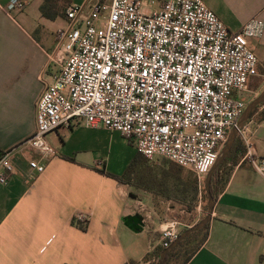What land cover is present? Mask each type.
Masks as SVG:
<instances>
[{"label": "crops", "instance_id": "0c3cea01", "mask_svg": "<svg viewBox=\"0 0 264 264\" xmlns=\"http://www.w3.org/2000/svg\"><path fill=\"white\" fill-rule=\"evenodd\" d=\"M23 1L24 10L9 14V0H0V152L11 151L16 166L8 182H0V264H154L164 218L179 207L156 203L145 187L130 183L128 168L146 158L118 131L77 121L49 133L55 153L44 172L28 176L29 160L41 155L23 143L36 130L44 84L57 71L48 56L56 31L51 41L41 30L48 19L28 10L32 3L39 9L41 0ZM207 3L232 32L253 18L264 22V0ZM250 43L264 56V28ZM245 127L264 156V119ZM246 150L220 165L224 181L207 237L185 264H264V177L243 159ZM78 212L89 216L85 228L74 222ZM130 214L143 216L142 231L126 226L123 218ZM197 221L186 218L185 226Z\"/></svg>", "mask_w": 264, "mask_h": 264}, {"label": "built area", "instance_id": "2783aa9c", "mask_svg": "<svg viewBox=\"0 0 264 264\" xmlns=\"http://www.w3.org/2000/svg\"><path fill=\"white\" fill-rule=\"evenodd\" d=\"M25 7L9 0L6 9L13 14ZM263 28L253 18L232 32L207 0L73 2L48 54L56 74L44 84L36 130L23 143L41 155L29 160L28 176L44 172L55 153L46 135L81 121L118 131L140 154L165 158L202 181L248 105L261 65L250 38ZM248 133L245 126L239 131L243 159L264 177V156ZM15 171L11 151L0 152V182ZM88 220L84 212L74 218L82 226ZM176 225L167 223L161 246L178 237Z\"/></svg>", "mask_w": 264, "mask_h": 264}, {"label": "rangeland", "instance_id": "374dc122", "mask_svg": "<svg viewBox=\"0 0 264 264\" xmlns=\"http://www.w3.org/2000/svg\"><path fill=\"white\" fill-rule=\"evenodd\" d=\"M153 6L154 8H158L157 4H154ZM28 10H30L31 13H39V9L34 3L31 4ZM145 11H148V8H146ZM44 24L45 25L41 27V30L47 32L51 37L57 28L64 25V20H44ZM258 57L261 61V65L259 67L258 76L253 78L249 85V92L247 94V100L249 101L248 104L264 90V56ZM263 117L264 102L259 106L251 119L245 123V126L247 125L249 128L254 127ZM235 142L234 152L240 150L241 147L244 146V142L239 133L236 136ZM144 157L146 158V161L144 163L136 162L132 171L126 175L127 179L130 183L135 185L136 188L145 187L150 191L153 200L156 203L167 201L171 204H176L177 208L179 207L175 212L168 213L164 218L167 219V222H177L175 230L178 231V235L187 229L185 226L186 218L189 221L188 223L191 224L196 219L200 221L206 216L208 211V194L205 189L206 177L202 181H199L191 170L183 168L165 158L156 157L154 159H149L146 156ZM223 181L224 179L222 177L219 178V186L216 185L214 188L215 192L218 191L219 187L221 188ZM195 186H197V189ZM211 193L215 195L213 189ZM162 230L160 237L163 236ZM203 236L204 232L185 238L182 246L178 248L168 264H184L187 257L197 249ZM164 248L166 247L162 246L159 254ZM158 260L157 257L154 264L158 263Z\"/></svg>", "mask_w": 264, "mask_h": 264}, {"label": "water", "instance_id": "95a60500", "mask_svg": "<svg viewBox=\"0 0 264 264\" xmlns=\"http://www.w3.org/2000/svg\"><path fill=\"white\" fill-rule=\"evenodd\" d=\"M263 102H264V90L247 105L246 109L244 110L243 114L240 116L238 120L237 126L231 130L228 140L225 143L223 149L221 150L217 162L214 164L212 169L206 175L205 189L208 194V211L206 216L197 223H195L194 225H192L191 227H188L183 232H181L178 235V237L160 253L159 264H164L167 254L171 250L175 249L181 243V241L187 238L191 233L201 230L211 221V215L215 204V195H213L210 191L213 172L221 165V163L230 153L234 145L236 136L238 135L240 129H242L245 126V123L249 120L253 110L256 107L260 106ZM123 221L126 224V226H128L131 230L135 232H140L144 228L143 216L141 214L127 215L123 218Z\"/></svg>", "mask_w": 264, "mask_h": 264}, {"label": "trees", "instance_id": "16d2710c", "mask_svg": "<svg viewBox=\"0 0 264 264\" xmlns=\"http://www.w3.org/2000/svg\"><path fill=\"white\" fill-rule=\"evenodd\" d=\"M76 1H77V0H76ZM73 2H75V0H41V4H40V6H39V12H40V15H41L43 18L48 19V20H51V21H55V20L60 19V18H61V19H64L67 8H68ZM258 108H259V106L256 107V108L253 110V112H252V114H251L249 120H250L251 117L256 113V111L258 110ZM262 119H264V117H263ZM262 119H261V120H262ZM235 144H236V142H234V145H233V147H232L230 153L227 155V157L225 158L224 161H226V160L231 156V154L234 152V150H235ZM240 151H241L242 154H244V152H245V147H244V146L241 147ZM223 163H224V162H223ZM135 164H136V162H134V163L130 166V168H128L127 173L125 174V176H126L127 174H129V173L132 171V169L134 168V165H135ZM219 169H220V166H219V167L213 172V175H212V180H211V192H212V189H213V193H214V194L218 193V191H219V189H220V187H219L217 192L214 191V188L216 187V185L219 186V184H218V180H219V179H218V170H219ZM126 177H127V176H126ZM196 183H197V180H196ZM195 187H196V189H197V186H195ZM75 224H76V223H75ZM78 226H80L81 228H85V226H82V225H78ZM208 226H209V223H208L205 227H203L201 230H199V231H195V232L191 233L189 236H191V235H195V234H200V233L204 232L203 239L201 240V242H200V244H199V245H201V243H202V242L204 241V239L207 237V229H208ZM189 236H188V237H189ZM184 241H185V239H184L183 241H181V243H180L175 249L171 250V251L167 254V257H166V260H165L164 264H168V263H169L171 257L175 254V252H177L178 248H179L180 246H182V244H183ZM198 247H199V246H198ZM161 249H162V247H160V249H159V251H158V253H157V257H158L159 260H160V254H159V252H160ZM164 249H165V248H164ZM162 251H163V250H162ZM193 253H194V252H193ZM193 253H192V254H193ZM192 254L189 255V256L187 257V259L185 260L184 264H185V263L187 262V260L192 256ZM159 260H158V263H156V264H159Z\"/></svg>", "mask_w": 264, "mask_h": 264}]
</instances>
